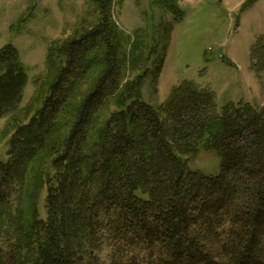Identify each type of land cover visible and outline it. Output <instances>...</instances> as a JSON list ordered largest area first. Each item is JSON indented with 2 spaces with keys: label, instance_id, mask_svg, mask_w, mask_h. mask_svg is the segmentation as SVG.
Masks as SVG:
<instances>
[{
  "label": "trees",
  "instance_id": "16d2710c",
  "mask_svg": "<svg viewBox=\"0 0 264 264\" xmlns=\"http://www.w3.org/2000/svg\"><path fill=\"white\" fill-rule=\"evenodd\" d=\"M93 3L96 24L48 49V65L63 61L0 160V264H264V106H219L189 81L146 102L143 74L121 78L111 0ZM25 79L16 48L2 47L0 116L16 109ZM42 152L47 170L26 198ZM200 152L220 158L218 174L188 167Z\"/></svg>",
  "mask_w": 264,
  "mask_h": 264
},
{
  "label": "rangeland",
  "instance_id": "374dc122",
  "mask_svg": "<svg viewBox=\"0 0 264 264\" xmlns=\"http://www.w3.org/2000/svg\"><path fill=\"white\" fill-rule=\"evenodd\" d=\"M245 1L111 0L114 42L123 61L121 78L126 81L143 74L141 94L153 106L164 103L174 87L189 81L214 92L219 106L243 100L262 108L264 0H256L240 13ZM171 6L181 14L172 12ZM96 22L93 0H0V49L15 47L26 75L16 109L0 116L1 161L7 160L11 134L40 105L55 67L63 61L60 56L53 66L48 65V49L78 37ZM100 69L86 77L78 94L90 87ZM48 162L43 152L34 162L24 188L26 198ZM188 167L216 175L220 158L214 152H200ZM44 197L45 188L36 202L41 217L45 216Z\"/></svg>",
  "mask_w": 264,
  "mask_h": 264
}]
</instances>
